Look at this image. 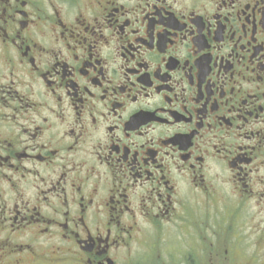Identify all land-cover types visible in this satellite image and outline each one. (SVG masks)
Returning a JSON list of instances; mask_svg holds the SVG:
<instances>
[{"label": "flooded vegetation", "instance_id": "1", "mask_svg": "<svg viewBox=\"0 0 264 264\" xmlns=\"http://www.w3.org/2000/svg\"><path fill=\"white\" fill-rule=\"evenodd\" d=\"M0 264H264V0H0Z\"/></svg>", "mask_w": 264, "mask_h": 264}, {"label": "rangeland", "instance_id": "2", "mask_svg": "<svg viewBox=\"0 0 264 264\" xmlns=\"http://www.w3.org/2000/svg\"><path fill=\"white\" fill-rule=\"evenodd\" d=\"M250 238H252V236H250Z\"/></svg>", "mask_w": 264, "mask_h": 264}]
</instances>
